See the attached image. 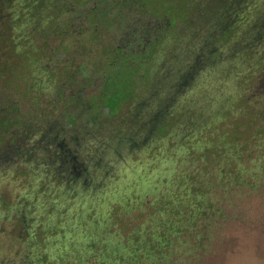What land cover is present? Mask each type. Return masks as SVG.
I'll list each match as a JSON object with an SVG mask.
<instances>
[{
  "label": "rangeland",
  "instance_id": "1",
  "mask_svg": "<svg viewBox=\"0 0 264 264\" xmlns=\"http://www.w3.org/2000/svg\"><path fill=\"white\" fill-rule=\"evenodd\" d=\"M48 1L0 0V264H119L180 200L195 222L150 264H264V0H180L154 53L130 47L146 75L110 116L87 62L123 47L120 24L47 29Z\"/></svg>",
  "mask_w": 264,
  "mask_h": 264
},
{
  "label": "trees",
  "instance_id": "2",
  "mask_svg": "<svg viewBox=\"0 0 264 264\" xmlns=\"http://www.w3.org/2000/svg\"><path fill=\"white\" fill-rule=\"evenodd\" d=\"M154 1L155 0H49L46 3L48 5L42 6V9L47 12V22L45 24L47 29H53L61 23L62 31H68L69 25L72 22L75 24L78 23L76 25L79 26V22L86 19L87 22H80V25L82 27L87 26L86 28L89 29L88 34L91 36L93 31L97 32L96 29L98 25L104 27V29L108 31L114 28L117 22L120 24L118 32L120 34L119 41L124 43L123 47L114 46L108 51H100L97 56L98 60L102 59L101 61L95 63L87 62L90 68L94 70L95 74L100 76L98 83L99 93L91 97L97 99V102L93 103L97 104V108L93 107V109H100L105 115H113L125 100L136 94L139 90L137 84H140L145 78L146 74L142 72V68H139L141 65H138L136 62V60L139 59L138 57L141 56L135 55L134 52L130 51V47H139V50H142L139 52L145 53L144 57H147V54L151 55L154 53L153 50L159 42V40L156 39L152 42L153 39H151V37L156 35L160 36L163 32L162 30L170 28L175 24L177 19L180 20V18L184 16V6H186L185 0L182 1L184 6L181 5V11L180 0H158L166 6L167 11L175 15L173 20L160 14L155 15L156 2L154 3ZM40 3H42V0H40ZM34 5L29 7L30 10L35 9L37 4ZM37 8H39V6H37L36 9ZM60 8L65 12L62 17L63 22H55V10ZM36 9L35 11L37 12ZM149 13L156 18L155 21L146 22V16H149ZM74 14L78 17H75ZM158 17L163 19L166 18L167 20L164 23L162 22L163 20H158ZM121 21L122 23H120ZM97 35L98 33H96V35L94 34V36ZM131 36L135 37V39L131 40L129 38ZM2 38L6 41V47H10L9 51L14 52L16 49L13 48L11 42L7 40L6 33L0 35V39ZM0 65L2 66L3 64ZM261 69L264 70V67H261ZM137 72L139 74H137ZM0 73H2V71H0ZM82 76L87 77L88 73L82 74ZM141 85L142 84H140V87ZM257 115L264 121V112H261L259 109ZM203 128L205 129V127ZM261 135L264 138V131L261 132ZM220 138L221 137L217 138V140H220ZM215 144H218V141H216ZM262 148L261 146H256V150L254 151H259ZM255 159L257 162H264V149ZM238 177L242 178L240 174L237 175V178ZM182 202L183 201L180 200V210H175L173 214L170 227L162 224L157 225L156 230L148 228L143 231L144 244H142V246L143 250H145L140 251L142 254L139 253V250H130L128 253H124L118 249H112L111 254H113L116 260H119V264L137 261V256L140 254L144 260L143 262L145 264H150L153 257L149 255V251L147 250L148 247L151 246V249H153L161 243H168L172 235L181 234L182 226L179 224L181 221L185 224L186 222H191L193 225L195 222L194 218L198 215L200 209H192L187 202V204ZM202 203H204L203 200Z\"/></svg>",
  "mask_w": 264,
  "mask_h": 264
}]
</instances>
